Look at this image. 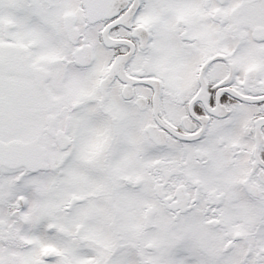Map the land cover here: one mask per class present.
<instances>
[{"label": "snow or ice", "instance_id": "snow-or-ice-1", "mask_svg": "<svg viewBox=\"0 0 264 264\" xmlns=\"http://www.w3.org/2000/svg\"><path fill=\"white\" fill-rule=\"evenodd\" d=\"M0 264H264V0H0Z\"/></svg>", "mask_w": 264, "mask_h": 264}]
</instances>
